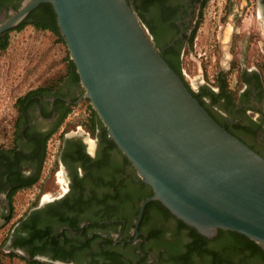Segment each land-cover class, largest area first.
Returning <instances> with one entry per match:
<instances>
[{"label":"flooded vegetation","instance_id":"1","mask_svg":"<svg viewBox=\"0 0 264 264\" xmlns=\"http://www.w3.org/2000/svg\"><path fill=\"white\" fill-rule=\"evenodd\" d=\"M27 1L0 0V28ZM142 1L128 0L139 11ZM146 1L147 21L141 22L152 43L165 58L171 57L167 51H175L181 59L193 45L206 3ZM256 5L261 10L257 18L264 25V0H256ZM39 7L18 26L1 33L0 41L40 16ZM253 32L260 34L256 29ZM260 53L257 63L240 69L232 63L228 70L219 69L212 83L205 75L203 80L199 77L194 91L202 94L205 107L220 125L264 157V50ZM84 94L80 81L64 80L53 91L41 92L27 102L19 104L17 99L11 123L0 120V203H10V196L21 190L42 188L48 147L54 139L58 146L51 168L58 167L63 178V182L55 179L50 197L39 200L10 230L9 252L31 260L47 257L75 264H249L246 255L239 253L242 250L236 251L245 245L244 238L223 230L207 238L158 201L146 204L139 221L141 208L153 191L103 121L89 108L82 123H68L71 108L90 103ZM55 171L54 177L59 170ZM37 176L35 184L26 186ZM3 216L9 223L11 216Z\"/></svg>","mask_w":264,"mask_h":264},{"label":"water","instance_id":"2","mask_svg":"<svg viewBox=\"0 0 264 264\" xmlns=\"http://www.w3.org/2000/svg\"><path fill=\"white\" fill-rule=\"evenodd\" d=\"M45 3L56 13L84 98L153 191L139 221L146 204L158 201L207 238L235 232L264 251V157L193 95L128 0H30L0 34ZM11 213L3 200L0 229Z\"/></svg>","mask_w":264,"mask_h":264},{"label":"rangeland","instance_id":"3","mask_svg":"<svg viewBox=\"0 0 264 264\" xmlns=\"http://www.w3.org/2000/svg\"><path fill=\"white\" fill-rule=\"evenodd\" d=\"M260 12L256 0H208L206 2L193 45L183 52L180 59L184 80L192 90L197 88L199 77L202 79L205 75L206 80L212 83L214 73L221 68L228 70L232 63L237 69H240L241 65L257 63L258 54L264 50V25L257 18ZM255 29L260 34H254ZM8 43L6 49H0V120L3 118L11 123L16 115L17 99L40 87L54 86L56 88L63 82L68 72L69 52L66 45L60 42L53 32L38 29L33 25H26L21 30L10 32ZM231 81L232 85H235L234 78H231ZM89 106L90 103L84 102L82 105L71 108L69 125L82 123ZM57 140H52L48 147L46 173L43 175V178H46L42 188L37 185L21 190L13 196L10 221L8 225L0 229V264H51L40 258L31 260L10 253L6 245L14 225L39 200L50 197L49 190L53 184L55 185L54 180L63 182L60 169L51 168L55 161ZM55 170H59L56 177H54L57 172ZM248 249L245 244L243 247L236 248V251L243 250V253L249 255ZM249 264L254 263L249 260Z\"/></svg>","mask_w":264,"mask_h":264},{"label":"trees","instance_id":"4","mask_svg":"<svg viewBox=\"0 0 264 264\" xmlns=\"http://www.w3.org/2000/svg\"><path fill=\"white\" fill-rule=\"evenodd\" d=\"M207 1L208 0H204L205 3ZM146 8H147V1L143 0L141 5L139 6L140 11L138 9L135 10L139 14V16H140L142 21H147L145 15L143 14V12H145ZM38 10L40 11V16H38L35 19H33V21L31 23L26 21L21 26H19L16 30H21L26 25L32 24L34 27H36L38 29L49 30V31L53 32L56 36H58L60 42H63L66 45L64 37L61 35V33L59 31V27H58V24H57V16H56V13H55V11L53 9V6L50 3H45V4L40 5ZM8 44L9 43H8V35H7L3 39H1V41H0V49L1 50L6 49L8 47ZM166 54L167 55L171 54L170 58L169 57H166V58L164 57V58L172 66V68L181 76V78L184 80V77H183V74H182V70H181V66H180V63H181L180 55H176L177 53L175 51H167ZM67 62H68V72H67V76H66V78L64 80L71 81L72 83L73 82L78 83L80 81V78H79V75L77 73V69H76L75 63L71 60L70 55H68ZM187 86L189 87L188 84H187ZM53 89H54V86L40 87V88H38L36 90H33V91L29 92L24 97L20 98L18 103L21 104V103L27 102V100L30 97H32L34 95H37V94H39L41 92L53 91ZM189 89L191 90L193 95L200 101V103L205 107L204 101L202 99V94L196 93L190 87H189ZM89 107L92 109L91 105ZM206 109L211 113V111L208 108H206ZM94 113L97 114L95 111H94ZM211 115H212V113H211ZM65 116H66V114L63 115V117L59 121V123L57 125L58 127L62 124L63 119L65 118ZM38 179H39V176L35 177L29 183H27L26 186H31V185L35 184L38 181ZM13 196H14L13 194L10 196L11 206H12ZM231 234H235L237 236H241L242 238H244V240L246 242L245 244L249 248L248 249L249 255H246L243 252H241V254H245L246 255V259H249L250 261L251 260H256L258 262V264H264V251L257 244H255L253 241L249 240L247 237H245V236H243L241 234L238 235V233H232V232H231ZM31 237L34 238V235H32Z\"/></svg>","mask_w":264,"mask_h":264}]
</instances>
